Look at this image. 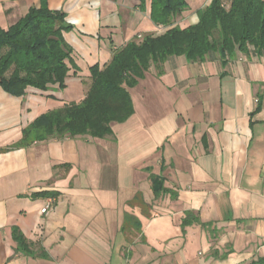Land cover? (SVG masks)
<instances>
[{"label":"crops","instance_id":"1","mask_svg":"<svg viewBox=\"0 0 264 264\" xmlns=\"http://www.w3.org/2000/svg\"><path fill=\"white\" fill-rule=\"evenodd\" d=\"M171 26L139 0H0V29L31 7L62 11L72 48L64 87L0 85V264H240L264 258V57L237 48L151 63L127 87L132 114L112 134L18 144L39 115L86 96L90 68ZM231 0H222L228 6ZM252 50V49H251ZM159 186L161 189H158ZM156 187V188H154ZM53 199L47 213L40 210ZM187 213L194 219L186 222ZM17 228L33 255L16 250Z\"/></svg>","mask_w":264,"mask_h":264},{"label":"trees","instance_id":"2","mask_svg":"<svg viewBox=\"0 0 264 264\" xmlns=\"http://www.w3.org/2000/svg\"><path fill=\"white\" fill-rule=\"evenodd\" d=\"M145 1L139 0L140 6ZM149 3L151 20L164 26H171L187 6V0ZM197 15V22L184 28L175 25L160 35H144L139 42H128L102 69L93 65L84 99L39 115L23 129L18 144L49 137L111 135L110 124L124 121L133 112L127 87L133 86L151 63L159 65L176 55L198 60L216 48L224 54L237 48L264 57V0H231L228 6L222 0H211ZM70 28L62 11L42 6L29 8L7 29H0L1 87L15 96L23 95L29 86L46 90L57 84L63 88L68 63L76 68L72 48L63 38V32ZM189 219H194L193 213H187L184 221ZM12 237L16 250L33 255L17 228L12 229ZM240 264H264V258Z\"/></svg>","mask_w":264,"mask_h":264},{"label":"built area","instance_id":"3","mask_svg":"<svg viewBox=\"0 0 264 264\" xmlns=\"http://www.w3.org/2000/svg\"><path fill=\"white\" fill-rule=\"evenodd\" d=\"M53 202V199L52 198H49L48 202L46 203V205L44 207L41 208L40 212L43 214V213H47L48 210L50 209L51 207V204Z\"/></svg>","mask_w":264,"mask_h":264},{"label":"rangeland","instance_id":"4","mask_svg":"<svg viewBox=\"0 0 264 264\" xmlns=\"http://www.w3.org/2000/svg\"><path fill=\"white\" fill-rule=\"evenodd\" d=\"M194 1H197V0H194ZM224 5H225V3H224ZM174 20V19H173Z\"/></svg>","mask_w":264,"mask_h":264}]
</instances>
